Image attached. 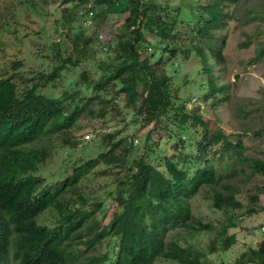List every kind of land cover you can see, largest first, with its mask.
Instances as JSON below:
<instances>
[{
	"label": "trees",
	"instance_id": "16d2710c",
	"mask_svg": "<svg viewBox=\"0 0 264 264\" xmlns=\"http://www.w3.org/2000/svg\"><path fill=\"white\" fill-rule=\"evenodd\" d=\"M79 1L86 3L85 9L93 4V21L97 18L99 24L117 4L129 10L125 32L109 45L107 60L91 71L83 70L72 87L58 96L43 88L55 81L69 63L67 59L42 75V84L22 91L11 76L0 78V264H155L158 259L196 264L194 250L170 236L179 230L209 229L193 215L190 200L203 188L220 185L225 176L236 175L238 164L264 175V159L246 155L240 139L176 103L171 77L160 71V61L142 56L154 46L142 29L162 38L171 36L175 19L169 25L158 7L141 0ZM237 1L201 2L190 30L189 49L204 76L199 84L206 88L202 97L212 105L227 97V84L221 79L223 41L215 32L226 17L223 5ZM88 42V38L73 42L79 57L86 55ZM116 85H120L118 92L125 104L147 122H154V129L164 135L133 155L132 146H126L116 132L105 133L97 157L75 160L66 166L64 176L47 180L40 168L51 152L37 145L39 140L63 134L65 145L76 147L79 140L72 142L68 133L81 115L92 113L97 103L106 101L101 93ZM171 108V123L157 124L168 118ZM99 164L121 174L106 198L114 202L106 222L101 216L106 199L81 194L80 199H73L84 178L95 173ZM229 168L225 175L219 172ZM212 205L221 210L241 207L233 192L224 191L214 192ZM48 211L53 219L41 223L39 218ZM234 241V236L224 238L222 249ZM234 264H264V239Z\"/></svg>",
	"mask_w": 264,
	"mask_h": 264
},
{
	"label": "rangeland",
	"instance_id": "374dc122",
	"mask_svg": "<svg viewBox=\"0 0 264 264\" xmlns=\"http://www.w3.org/2000/svg\"><path fill=\"white\" fill-rule=\"evenodd\" d=\"M141 1L158 7L169 25L175 19L171 36L162 38L142 29L147 40L154 44L150 51H143L142 56L151 55L154 61H160V71L171 77L176 103L210 119L211 124L240 139L246 155L264 159V0H238L223 5L226 17L215 33L223 41L221 79L227 84V97L214 105L202 97L206 88L199 84L204 76L199 72L198 58L189 49L192 22L199 12L198 6L205 0ZM85 7L86 3L79 0H0V78L11 76L22 91L34 84H42L39 82L42 75L67 59L69 63L63 65L55 81L43 88L44 92L58 96L72 87L83 70L91 71L107 60L111 53L109 45L115 44L118 36L125 32L129 10L117 4V9L112 10L105 21L99 24L95 18L87 27L82 15ZM80 38L89 40L86 55L82 57L73 49V42ZM222 80L219 79V83ZM119 87L104 90L100 98L106 101L97 103L92 113L83 114L77 120L68 133L72 142L79 140L76 147L66 146L63 134L43 136L39 140L37 145H44L51 152L40 168L41 175L47 180L64 176L62 172L66 166L75 160L97 157L103 150L101 141L105 133L116 132L118 139H123L126 146H132L133 155L141 154L158 136L164 135L162 130L154 129V122H147L143 115H136L125 104ZM173 108L167 113L168 118L157 124H170ZM88 133L91 137L85 139L84 135ZM230 169L219 172L225 175ZM236 171V175L225 176L220 185L203 188L190 200L193 215L208 224L209 229L170 233L179 244L194 250L196 264H234L243 252L256 248L264 239L261 232L264 226V175L253 174L243 164H238ZM120 175L116 168L99 164L95 173L84 178L73 199H80L77 198L80 194L91 199H106ZM215 191L233 192L241 207L215 208L212 205ZM113 207L114 202L106 199L105 213L101 215L104 222L109 220ZM51 219L53 213L50 211L39 218L41 223ZM230 236H234L235 241L223 250V239ZM155 264L179 263L158 259Z\"/></svg>",
	"mask_w": 264,
	"mask_h": 264
},
{
	"label": "built area",
	"instance_id": "2783aa9c",
	"mask_svg": "<svg viewBox=\"0 0 264 264\" xmlns=\"http://www.w3.org/2000/svg\"><path fill=\"white\" fill-rule=\"evenodd\" d=\"M83 14H84V25L88 27L92 24L93 17H94V10H93L92 3H89L87 5V8L85 9V11H83ZM105 48H107V46ZM150 50L151 48H149V51ZM90 137H91V134L89 133L84 135L85 139H90ZM261 232L264 234V226L261 227Z\"/></svg>",
	"mask_w": 264,
	"mask_h": 264
}]
</instances>
